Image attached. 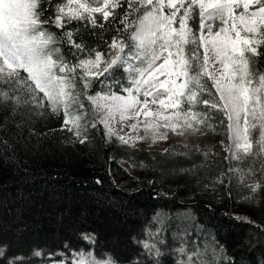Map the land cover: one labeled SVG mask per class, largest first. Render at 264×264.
Wrapping results in <instances>:
<instances>
[{
	"label": "trees",
	"instance_id": "trees-1",
	"mask_svg": "<svg viewBox=\"0 0 264 264\" xmlns=\"http://www.w3.org/2000/svg\"><path fill=\"white\" fill-rule=\"evenodd\" d=\"M126 9H117L116 21L103 30L73 21L64 31L105 51L96 33L111 42ZM54 13L51 7L45 15ZM193 27L199 29L198 16ZM63 50L72 58L67 44ZM259 51L252 65L257 75L264 74ZM125 77L115 70L114 79ZM96 90L94 82L89 94ZM30 105L0 102V264H69L81 252L112 264H187L189 257L192 264H264V197L241 200L221 143L209 156L191 142L172 141L164 149L127 146L106 136L102 124L84 129V143L73 142L72 133L61 130L62 113ZM221 119L213 116L215 130H208L224 135ZM262 172L253 166L246 175L260 179ZM238 203L244 211L234 212ZM144 243L154 244L159 256Z\"/></svg>",
	"mask_w": 264,
	"mask_h": 264
},
{
	"label": "snow or ice",
	"instance_id": "snow-or-ice-1",
	"mask_svg": "<svg viewBox=\"0 0 264 264\" xmlns=\"http://www.w3.org/2000/svg\"><path fill=\"white\" fill-rule=\"evenodd\" d=\"M124 4L122 30L117 27L111 42L104 40L103 32L96 33L107 51L99 44L93 48L83 40L77 42L73 30L64 31L73 21L103 30L116 21L117 9ZM51 7L54 15L46 16ZM134 14L136 18L130 19ZM197 16L198 30L193 27ZM48 25L62 34L50 31ZM64 44L74 59L66 57ZM261 47L264 0H63L55 5L52 0H0V83L9 86L0 89V102L62 113L61 130L78 138L87 126L103 124L105 135L116 136L122 144L129 140L119 135L116 123L134 120L130 128L136 131L142 125L145 134L133 141L150 136L155 143L167 139L169 132L184 136L215 130L210 120L222 114L226 158H259L264 155V74L257 82L252 65L253 58L262 55ZM118 68L127 73L123 95L111 90L89 94L94 82L104 86ZM107 86L112 88L111 83ZM85 100L96 118L92 122L86 121ZM257 126L260 138L254 149L250 131ZM229 172L245 183L240 168ZM260 186L247 185L252 192ZM84 238L92 239L90 234ZM143 247L160 254L154 244ZM186 251L178 249L181 256ZM78 264L95 262L82 255ZM187 264H192L191 257Z\"/></svg>",
	"mask_w": 264,
	"mask_h": 264
},
{
	"label": "rangeland",
	"instance_id": "rangeland-1",
	"mask_svg": "<svg viewBox=\"0 0 264 264\" xmlns=\"http://www.w3.org/2000/svg\"><path fill=\"white\" fill-rule=\"evenodd\" d=\"M61 2H63V0ZM216 24L218 27L219 21H217ZM261 48L264 50V47H261ZM105 51H107V49ZM202 53H203V49H202ZM118 69L124 71L123 68H118ZM101 79H103V78H101ZM115 81H118V80L114 79V77L110 78L109 81L105 82L104 86H102L99 82H97V90L90 95H95L97 92H108L110 90L115 91L116 93L123 95L124 93L121 92V85H127V83H128L127 73H126V77L124 78L123 81H120L118 84L115 83ZM257 82H258V75H257ZM109 83L112 84L111 89H109V87L107 86ZM8 88H9V86L7 84L0 83V89L8 90ZM84 104H85V109H86V121L88 119L95 120L96 118L92 114V108L89 105L88 101L85 100ZM30 106L33 107V105H30ZM117 119H118V117H117ZM140 119L143 120L144 117L141 116ZM134 122H135L134 120H128L122 124L116 123L113 125V127L116 129V131L119 133V135L125 136V138L129 140L128 144H123V145L133 146V144H134V146H144L148 149H154V148L155 149H164L166 144L169 142H172V141L191 142V143L196 144V146L204 153L205 156H209L213 152L215 145L221 143V141H223L225 143L228 142L227 133H225L224 135L221 136V135H218L215 131H209L208 129H206L203 134L192 135L189 133V134H186L184 136L175 135V134L169 132L167 139H163V140L158 139L157 142H155V143H153L150 136L148 139L133 141V139H132L133 137L144 136V134H145L144 128L142 125L136 131H133L130 128L129 125L131 123H134ZM103 127H104V125H103ZM83 131L84 130H82V136L81 137L78 138V137L71 135L70 140L74 142V141H80V139H83L84 138V132ZM162 131H163V129H162ZM259 138H260V128H259V126H257L253 129H251V131H250V140L253 143L254 149L256 146V141H258ZM228 156H229V153H228ZM246 161L247 162L245 164V163H242V161L231 160L232 164H231L230 168H240L244 172V175H245V183L244 184L240 183L239 175L233 173V175L236 178V184L240 185V189H242V195L240 196L241 200L242 201H245V200H250V201L256 200L257 201L261 197H264V171L262 172L260 179L248 178L249 176L246 174H249L248 170L253 169V166L254 167L255 166H261V168L264 169V155L260 156L259 158L250 156V157H248V159ZM252 183H260L261 186L255 192H252L250 190V188L247 187L248 184H252ZM240 205L241 204H239V205L236 204L234 212L244 211ZM82 255L86 259L94 261L95 264H112L109 260L96 258L90 252H81V253L75 254L72 258H70L69 264H78V261ZM38 264H65V263L62 261H45V262H40Z\"/></svg>",
	"mask_w": 264,
	"mask_h": 264
}]
</instances>
